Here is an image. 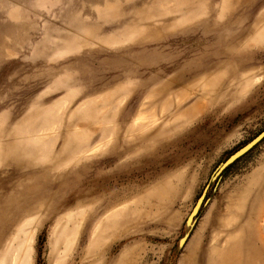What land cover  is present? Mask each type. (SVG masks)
<instances>
[{"label": "rangeland", "instance_id": "1", "mask_svg": "<svg viewBox=\"0 0 264 264\" xmlns=\"http://www.w3.org/2000/svg\"><path fill=\"white\" fill-rule=\"evenodd\" d=\"M262 132L264 0H0V264H264Z\"/></svg>", "mask_w": 264, "mask_h": 264}, {"label": "water", "instance_id": "2", "mask_svg": "<svg viewBox=\"0 0 264 264\" xmlns=\"http://www.w3.org/2000/svg\"><path fill=\"white\" fill-rule=\"evenodd\" d=\"M264 139V132H262L257 138H255L252 142H250L246 147H244L241 152L239 154H236L233 158L236 159L237 157H239L241 155V153H245L247 151H249L250 149H252L254 146H256L260 141H262ZM226 166V164L221 168V170ZM220 170V171H221ZM202 204V199L198 202L197 206L194 208L190 219H192V217H194L197 213L198 210L200 208Z\"/></svg>", "mask_w": 264, "mask_h": 264}]
</instances>
